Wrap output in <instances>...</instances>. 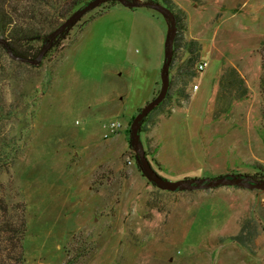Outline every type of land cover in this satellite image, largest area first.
Masks as SVG:
<instances>
[{
    "label": "rangeland",
    "instance_id": "obj_1",
    "mask_svg": "<svg viewBox=\"0 0 264 264\" xmlns=\"http://www.w3.org/2000/svg\"><path fill=\"white\" fill-rule=\"evenodd\" d=\"M244 1L174 0L209 66L189 88L201 90L178 107L186 78L184 60H176L173 99L141 124L140 148L137 111L117 116L109 106L130 89L123 79L135 66L121 65L125 53L141 51L128 41L133 15L126 7H151L144 8L170 30L161 0H123L109 9L101 2L80 15L81 6L55 47L35 45L45 50L39 65L0 63V74L11 75L7 104L18 109L2 133L23 139L1 177L9 211L0 212V260L18 256L21 243L25 264H264V185L255 169L264 166V8L252 0L237 10ZM42 9L52 21L63 12L60 4ZM229 68L240 72L249 95L223 113L216 81ZM115 121L123 128L105 139ZM143 154L161 177L186 188L156 186ZM221 177L243 183H193Z\"/></svg>",
    "mask_w": 264,
    "mask_h": 264
},
{
    "label": "trees",
    "instance_id": "obj_2",
    "mask_svg": "<svg viewBox=\"0 0 264 264\" xmlns=\"http://www.w3.org/2000/svg\"><path fill=\"white\" fill-rule=\"evenodd\" d=\"M94 1L95 0H0V63L5 66L7 61L20 64V62H22L20 59H39L44 49L37 51L35 45L41 43L48 44L50 47H55L56 42L65 38V31H67L68 24H65L64 21L69 20L79 7L85 6L86 8ZM161 1L171 14L173 25L176 28L175 33L172 32L169 36L167 47L166 65H169L170 88L166 99L145 118L142 123H145L148 118L159 111L166 103H171L170 101L173 99L171 96V89L173 86L171 74L176 60H184V62L182 61L184 64L180 66V69L181 72H183L181 75L184 79L186 78L185 88H182L177 94L178 101H176V105L178 107L184 106V104L191 99L192 95L189 90L190 85L194 79L198 78L200 73L195 67L201 62L203 45L197 39L187 38L189 28L185 12L181 10L173 0ZM118 2L124 4L123 0H111L106 3L108 4L106 9L115 6ZM57 4H60V9L61 11L63 10V12L57 15L55 21H52L49 17L47 18V16L44 17V9L42 8H50L52 5L54 6ZM140 7L151 8L144 4ZM82 14L83 13L80 15ZM43 17L45 19H43ZM1 40L7 44V48ZM261 47L264 48V41ZM185 54L188 55L186 61L184 59ZM262 68L264 71V61H262ZM10 77L11 75L9 73L0 74V183L2 175L9 172L15 164L23 141L22 138L10 137L2 133L6 123L11 120L13 115H17L18 113V109L12 108L11 105L7 104L6 100V82L10 81ZM11 79L13 80V78ZM217 86L216 105L217 107L223 106V108L221 107L223 113L229 111L235 101L243 100L249 95L245 79L236 68L225 70L218 78ZM260 87L264 94V73L260 78ZM160 92L161 90L157 92L155 99L160 95ZM133 120H135V117ZM140 133H142V131ZM255 169L259 171L260 183L264 185V166L258 163L255 165ZM196 181L198 184L199 180H193V183ZM8 211V204L0 195V212L7 215ZM22 227L23 232L21 235L23 236L24 233H26L25 221ZM18 251V256L1 258L0 264H25L24 251L21 243L18 246Z\"/></svg>",
    "mask_w": 264,
    "mask_h": 264
},
{
    "label": "crops",
    "instance_id": "obj_3",
    "mask_svg": "<svg viewBox=\"0 0 264 264\" xmlns=\"http://www.w3.org/2000/svg\"><path fill=\"white\" fill-rule=\"evenodd\" d=\"M204 1L206 2V0ZM260 1L261 3L258 2V6H262V8H264V0ZM251 5L252 0L244 1L243 4L238 5L237 10L241 11ZM177 6L179 7V5ZM223 6L225 8L230 7L227 4H224ZM126 8L130 9V13H132L133 15V21L128 28V41L130 43L136 42L138 46L141 47V51L139 52V54H135L134 52L125 53V56L122 60L121 65L123 67L128 64L131 66L133 64L135 67L133 68V72H130L131 75L127 76L128 73H125L126 79H123L126 86L130 82L129 91L126 92L124 96L121 95L119 101L117 100L109 106L111 110L116 112L117 116H121L122 114L129 112L131 106L134 108V111H137L138 114L145 106H147L155 99L156 94L159 91V87L162 83V71L167 62V47L169 36L172 33V29L169 30L168 28H166L163 23L155 18L153 14L146 11V8ZM180 9L183 10L182 8ZM256 11L260 12V9L256 8ZM95 23V25H98V22ZM93 29L94 26L92 30H90L89 35L93 33ZM121 29H123V27ZM114 30L121 34V32H124L126 28L124 30H119V27H116ZM188 34L189 31L187 32L188 39H195L190 38V35ZM218 34H216V36H218ZM110 67H112V65H110ZM218 76L216 78H218ZM200 90L201 87L199 86V89L194 90L191 95L196 96ZM125 96L126 101L124 103ZM175 112L176 110H174L173 114ZM170 118L164 117L162 119Z\"/></svg>",
    "mask_w": 264,
    "mask_h": 264
},
{
    "label": "water",
    "instance_id": "obj_4",
    "mask_svg": "<svg viewBox=\"0 0 264 264\" xmlns=\"http://www.w3.org/2000/svg\"><path fill=\"white\" fill-rule=\"evenodd\" d=\"M111 0H95L90 5H88L82 13H87L91 9L95 8L99 3L101 2H108ZM122 1V0H120ZM176 28L173 25L172 32L175 33ZM5 44V47L7 48V44L1 40ZM45 50H43L42 54L40 55L39 59L32 60V59H20L22 62H26L28 64H31L33 66H37L40 64V59L44 56ZM170 88V74H169V65H165L162 71V90L160 92V95L153 100L151 103H149L147 106H145L136 116L134 120V144L137 148H140V139H141V124L142 121L147 118L156 108L160 106V104L166 99L167 94L169 92ZM141 161L143 164L144 171L148 174L149 178L152 180V182L160 187L161 189H164L169 192H176L179 189L186 188V184L183 182H173L169 181L167 179H164L161 177L153 168L152 163L149 161V159L143 154L141 157ZM243 183L242 179H233V180H226L225 177H221L217 180H199L198 186H203L204 188L211 189V188H218L223 184L227 185H234L238 186Z\"/></svg>",
    "mask_w": 264,
    "mask_h": 264
},
{
    "label": "built area",
    "instance_id": "obj_5",
    "mask_svg": "<svg viewBox=\"0 0 264 264\" xmlns=\"http://www.w3.org/2000/svg\"><path fill=\"white\" fill-rule=\"evenodd\" d=\"M209 66L208 62H201L198 66V70L200 72H203L207 67ZM199 86L195 85L194 90H198ZM123 128V125L120 121H115L109 123V132L105 134V139L110 138L111 136L115 135L118 131H120Z\"/></svg>",
    "mask_w": 264,
    "mask_h": 264
}]
</instances>
